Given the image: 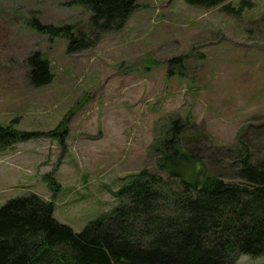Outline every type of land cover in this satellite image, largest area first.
Segmentation results:
<instances>
[{
  "label": "rangeland",
  "instance_id": "obj_1",
  "mask_svg": "<svg viewBox=\"0 0 264 264\" xmlns=\"http://www.w3.org/2000/svg\"><path fill=\"white\" fill-rule=\"evenodd\" d=\"M69 2L0 0V126L38 133L0 151V207L35 195L79 233L117 206L124 178L160 172L151 146L187 115L186 141L210 172L230 176L237 141L252 162L264 158V0H229L234 12L135 0L120 31L67 54L65 38L31 21L87 33L89 13ZM35 53L53 76L38 88L26 62Z\"/></svg>",
  "mask_w": 264,
  "mask_h": 264
},
{
  "label": "trees",
  "instance_id": "obj_2",
  "mask_svg": "<svg viewBox=\"0 0 264 264\" xmlns=\"http://www.w3.org/2000/svg\"><path fill=\"white\" fill-rule=\"evenodd\" d=\"M183 1L235 11L229 0ZM69 5L89 13L87 33L31 21L37 32L65 38L67 54L94 48L104 35L120 31L136 9L135 0ZM183 57L168 64L180 65ZM26 62L33 87L51 83L47 61L38 53ZM190 123L189 115L169 120L151 146L160 172L144 169L124 178L113 193L117 206L79 233L54 219L50 201L35 195L7 201L0 207V264H236L240 255L263 257L264 158L252 162L248 146L237 141L230 176L214 174L186 141ZM36 135L0 126V151Z\"/></svg>",
  "mask_w": 264,
  "mask_h": 264
}]
</instances>
